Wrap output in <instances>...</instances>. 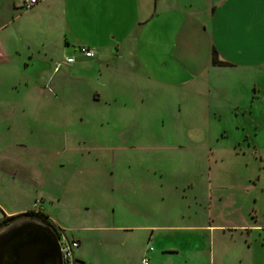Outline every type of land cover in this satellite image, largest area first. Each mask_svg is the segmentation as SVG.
<instances>
[{
  "label": "rangeland",
  "instance_id": "1",
  "mask_svg": "<svg viewBox=\"0 0 264 264\" xmlns=\"http://www.w3.org/2000/svg\"><path fill=\"white\" fill-rule=\"evenodd\" d=\"M24 1L0 0V219L264 264V0Z\"/></svg>",
  "mask_w": 264,
  "mask_h": 264
},
{
  "label": "water",
  "instance_id": "2",
  "mask_svg": "<svg viewBox=\"0 0 264 264\" xmlns=\"http://www.w3.org/2000/svg\"><path fill=\"white\" fill-rule=\"evenodd\" d=\"M0 264H66L61 236L33 218L13 222L0 230Z\"/></svg>",
  "mask_w": 264,
  "mask_h": 264
},
{
  "label": "crops",
  "instance_id": "3",
  "mask_svg": "<svg viewBox=\"0 0 264 264\" xmlns=\"http://www.w3.org/2000/svg\"><path fill=\"white\" fill-rule=\"evenodd\" d=\"M222 3V2H221ZM91 47L90 45H87ZM92 48V47H91ZM95 50V49H94ZM96 51V50H95ZM220 52V51H219ZM98 52L96 51V54L93 60L96 61L97 54ZM258 54V52H257ZM256 54V55H257ZM264 54V50H263ZM71 56V55H70ZM221 56V55H219ZM81 61L83 62L86 60L84 57H79ZM229 62V64H233L229 59L223 60ZM78 62V59L76 60V63ZM75 63V62H74ZM75 63V65H76ZM2 169V167H0ZM3 205H0V208ZM8 213H13V211H8ZM51 220L57 225L60 226L62 230V234L64 237H67L70 239L64 232V225H60V223L52 218L51 215H49ZM145 228H150V226H141ZM100 228V227H99ZM98 227H88V231H97L99 229ZM130 228H133L132 226H118L117 229L121 230H130ZM97 229V230H96ZM151 235L153 234V231L151 232ZM108 238V239H107ZM111 236H106L104 239H96L95 236L92 234L86 235V234H81L76 238H73L72 240L78 241V246L74 249V256H73V263L74 264H130L132 263L131 260V254L127 252V246L126 242L121 241V242H114L112 244L117 245L119 244L121 247L115 248L116 253H112L110 248L108 246H104L105 244H108L106 242H110L107 240H112ZM153 238V237H152ZM151 239V238H150ZM152 247V249H151ZM188 251H192L191 253H188V255H185L183 258V261L181 262L182 264H191V262H195L196 256L199 248H192L188 247L186 248ZM194 252V253H193ZM181 250L176 249L174 247L169 248V249H161L158 250L156 247L154 248L153 246H145L144 250L140 252V254H137L138 258L141 259L142 264H144L143 260L145 257L149 258V261L147 264H160L161 260L163 259V255L165 254H180ZM214 257V254H212ZM181 258L179 257V262ZM173 262V260H171ZM72 264V263H71Z\"/></svg>",
  "mask_w": 264,
  "mask_h": 264
},
{
  "label": "built area",
  "instance_id": "4",
  "mask_svg": "<svg viewBox=\"0 0 264 264\" xmlns=\"http://www.w3.org/2000/svg\"><path fill=\"white\" fill-rule=\"evenodd\" d=\"M38 2L39 0H25L24 8L27 10L32 9ZM79 51L87 58L94 57L96 54V51L87 45H81L79 47ZM75 61L76 58L74 56H68L66 58L67 64H72ZM59 66L60 64L56 66V69H58ZM60 236H61V246H62L65 263L71 264L73 261L74 249L78 246L79 243L76 240H72V239H68L67 237H64L63 234H61ZM148 261H149L148 257H145L143 260L144 264H147Z\"/></svg>",
  "mask_w": 264,
  "mask_h": 264
},
{
  "label": "trees",
  "instance_id": "5",
  "mask_svg": "<svg viewBox=\"0 0 264 264\" xmlns=\"http://www.w3.org/2000/svg\"><path fill=\"white\" fill-rule=\"evenodd\" d=\"M213 63L219 64V65L229 64V62L222 61L219 59V52L217 49L213 50ZM25 218H33V219L39 220V221L51 226L59 235L62 234L61 228L59 226H57L51 220L50 216L43 211H37V212L36 211H29V212L19 213L16 215H10V216L5 215L3 219H0V230L7 227L8 225H10L13 222H16L18 220L25 219ZM67 264H69V263H67Z\"/></svg>",
  "mask_w": 264,
  "mask_h": 264
}]
</instances>
